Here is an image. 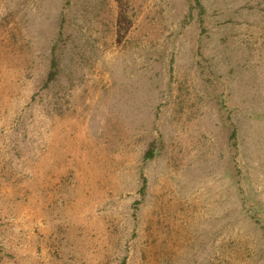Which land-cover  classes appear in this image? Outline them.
Instances as JSON below:
<instances>
[{"label":"rangeland","instance_id":"obj_1","mask_svg":"<svg viewBox=\"0 0 264 264\" xmlns=\"http://www.w3.org/2000/svg\"><path fill=\"white\" fill-rule=\"evenodd\" d=\"M0 247L264 264V0H0Z\"/></svg>","mask_w":264,"mask_h":264},{"label":"trees","instance_id":"obj_2","mask_svg":"<svg viewBox=\"0 0 264 264\" xmlns=\"http://www.w3.org/2000/svg\"><path fill=\"white\" fill-rule=\"evenodd\" d=\"M53 69H52V71L50 72V75H49V77H50V79H53L54 77H55V75H56V73L58 72V66H57V61L55 60L54 62H53ZM56 67V68H55ZM149 155H153V152H149V154H148V156ZM0 253H1V247H0ZM0 258H1V256H0Z\"/></svg>","mask_w":264,"mask_h":264}]
</instances>
